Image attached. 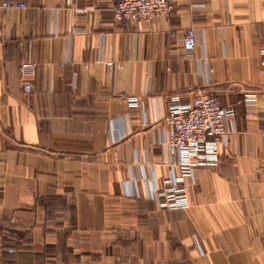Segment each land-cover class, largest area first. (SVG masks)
<instances>
[{
	"label": "crops",
	"instance_id": "0c3cea01",
	"mask_svg": "<svg viewBox=\"0 0 264 264\" xmlns=\"http://www.w3.org/2000/svg\"><path fill=\"white\" fill-rule=\"evenodd\" d=\"M12 1L26 7L0 25V264H264V0H181L150 22L116 20V0ZM202 91L234 121L217 163L179 184L188 206L163 207L156 189L183 176L172 99Z\"/></svg>",
	"mask_w": 264,
	"mask_h": 264
},
{
	"label": "built area",
	"instance_id": "2783aa9c",
	"mask_svg": "<svg viewBox=\"0 0 264 264\" xmlns=\"http://www.w3.org/2000/svg\"><path fill=\"white\" fill-rule=\"evenodd\" d=\"M74 0H67L70 5ZM181 0H116L114 16L116 20H142L150 22L157 17L168 16L175 10ZM22 1L5 0L0 2V25L3 21L2 11L11 8H25ZM76 29L73 28V33ZM197 45L196 29L187 30L184 38V48L192 52ZM36 65L26 63L22 71L33 70ZM32 83H26L25 89L30 92ZM136 97L131 99L136 104ZM235 113L224 107L218 95L211 92H200L190 104H181L177 97L172 99L166 122L168 125L167 145L178 159V165L183 176L175 179L170 189H156L155 196L163 207L185 208L188 206L186 187H180L186 177L194 175L198 166H208L217 163L219 159V144L226 141L230 129L229 122ZM264 177V163L260 169Z\"/></svg>",
	"mask_w": 264,
	"mask_h": 264
}]
</instances>
